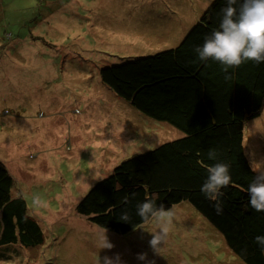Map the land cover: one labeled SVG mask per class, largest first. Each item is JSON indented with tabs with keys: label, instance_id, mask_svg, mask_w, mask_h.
Wrapping results in <instances>:
<instances>
[{
	"label": "rangeland",
	"instance_id": "obj_1",
	"mask_svg": "<svg viewBox=\"0 0 264 264\" xmlns=\"http://www.w3.org/2000/svg\"><path fill=\"white\" fill-rule=\"evenodd\" d=\"M213 0H0V162L39 223L43 244L0 264H244L188 202L155 253L147 221L106 232L75 211L121 162L184 134L115 95L99 70L175 48ZM56 76L58 77L56 79ZM55 85V89L52 88ZM264 109L246 123L243 147L264 171ZM4 251V250H3ZM146 253V261L137 255Z\"/></svg>",
	"mask_w": 264,
	"mask_h": 264
},
{
	"label": "trees",
	"instance_id": "obj_2",
	"mask_svg": "<svg viewBox=\"0 0 264 264\" xmlns=\"http://www.w3.org/2000/svg\"><path fill=\"white\" fill-rule=\"evenodd\" d=\"M226 3L213 0L175 48L101 70V82L115 95L184 136L115 166L80 199L75 211L100 229L124 235L147 222L137 215V205L146 199L165 209L186 201L244 264H264V253L255 242L264 235V212L254 210L248 197L258 173L243 147L246 123L264 109V63L249 60L225 73L219 62L201 61L195 51L219 29ZM209 151L216 153L215 159H209ZM218 162L229 165L231 176L221 189V214L201 192L207 169ZM13 189L0 162V262L11 257V245L19 246L13 250L15 258L20 248L33 250L44 242L39 223ZM124 213L128 221L120 219Z\"/></svg>",
	"mask_w": 264,
	"mask_h": 264
},
{
	"label": "clouds",
	"instance_id": "obj_3",
	"mask_svg": "<svg viewBox=\"0 0 264 264\" xmlns=\"http://www.w3.org/2000/svg\"><path fill=\"white\" fill-rule=\"evenodd\" d=\"M235 5L237 0H227L226 6L221 10L222 19L219 29L206 36L203 45L195 49L201 61L208 59L217 61L222 65V71L225 73L230 68L239 67L249 60L257 64L264 63V0H241L238 8ZM208 157L215 159L216 153L209 151ZM207 171L208 177L201 186V192L214 202L213 206L217 214H221L223 211L220 202V197L223 195L221 189L231 182L229 165L218 162L210 166ZM248 197L249 204L254 210L264 212V171H259L255 180L249 185ZM137 215L142 221H153L157 225L159 230L150 233L152 238L149 246L158 253L172 229L174 211L165 209L163 204L157 208L153 200L146 199L145 202L137 205ZM120 219L128 221L130 218L124 213ZM106 232V229H102L98 234V247L110 250L114 245L108 240ZM255 242L264 253V235L256 236ZM137 259L146 261L147 254L140 253ZM118 261L119 256L115 261L107 256L103 258L104 264H117Z\"/></svg>",
	"mask_w": 264,
	"mask_h": 264
},
{
	"label": "bare ground",
	"instance_id": "obj_4",
	"mask_svg": "<svg viewBox=\"0 0 264 264\" xmlns=\"http://www.w3.org/2000/svg\"><path fill=\"white\" fill-rule=\"evenodd\" d=\"M102 69H103V68H101V69L99 70V75H100V72H101ZM263 127H264V126L261 125L258 129H259V130H262Z\"/></svg>",
	"mask_w": 264,
	"mask_h": 264
},
{
	"label": "crops",
	"instance_id": "obj_5",
	"mask_svg": "<svg viewBox=\"0 0 264 264\" xmlns=\"http://www.w3.org/2000/svg\"><path fill=\"white\" fill-rule=\"evenodd\" d=\"M58 77L56 76V79H57ZM52 88H54L55 89V85L52 87Z\"/></svg>",
	"mask_w": 264,
	"mask_h": 264
}]
</instances>
